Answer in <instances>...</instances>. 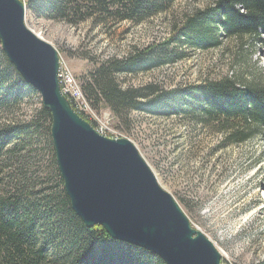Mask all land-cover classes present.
Here are the masks:
<instances>
[{
    "label": "trees",
    "instance_id": "1",
    "mask_svg": "<svg viewBox=\"0 0 264 264\" xmlns=\"http://www.w3.org/2000/svg\"><path fill=\"white\" fill-rule=\"evenodd\" d=\"M177 1L27 0L26 3L28 9L46 18L74 25L86 20L114 25L149 20L169 12ZM223 38L234 41L241 51L252 48L254 42L263 44L264 0H209L204 7L174 22L166 37L135 48L123 57L96 62L81 77L83 90L94 108L107 107L115 119L127 126L131 123L130 114L136 111L153 116H179L200 129L218 133L222 136L221 144L261 139L263 75L225 74L175 88H164L155 81L124 87L118 80L120 74H138L176 63L189 55V49L217 48ZM1 47L0 110H4L39 94L18 73ZM51 124V113L41 104L29 121L0 126V264H166L145 248L112 238L102 226L85 225L71 206L52 147L53 157L46 174L39 176V184L2 188L5 154L19 145H34L43 132L47 131L46 137H51ZM31 150L42 157L46 148L33 146Z\"/></svg>",
    "mask_w": 264,
    "mask_h": 264
},
{
    "label": "rangeland",
    "instance_id": "2",
    "mask_svg": "<svg viewBox=\"0 0 264 264\" xmlns=\"http://www.w3.org/2000/svg\"><path fill=\"white\" fill-rule=\"evenodd\" d=\"M208 1L178 0L169 12L149 20L114 25L94 20L74 25L46 18L27 7L26 23L58 50L62 63L81 81L85 94L81 77L96 62L123 57L135 48L166 37L174 22ZM240 51L234 41L223 38L217 48L189 49V55L176 63L138 74H120L118 80L124 87L155 81L164 88H175L225 74L264 76V43L254 42L252 48ZM41 104L39 94L16 107L0 110V126L29 121ZM90 106L97 113L93 118L98 122L106 123L108 117L112 118L107 107L101 105L97 110ZM130 117L129 126L114 117L111 124L136 146L192 227L215 244L222 255L221 264H264V137L226 145L221 144L222 136L218 133L200 129L179 116L134 111ZM46 134L47 131L43 132L34 145H19L5 154L2 188H28L39 182L42 173L46 174L53 157L51 147L54 149ZM33 146L45 147V154L36 155L31 150Z\"/></svg>",
    "mask_w": 264,
    "mask_h": 264
},
{
    "label": "water",
    "instance_id": "3",
    "mask_svg": "<svg viewBox=\"0 0 264 264\" xmlns=\"http://www.w3.org/2000/svg\"><path fill=\"white\" fill-rule=\"evenodd\" d=\"M26 11L24 0H0L1 45L51 113L56 161L77 215L166 264H220L215 244L192 227L132 141L98 133L75 111L58 80V51L28 27Z\"/></svg>",
    "mask_w": 264,
    "mask_h": 264
},
{
    "label": "built area",
    "instance_id": "4",
    "mask_svg": "<svg viewBox=\"0 0 264 264\" xmlns=\"http://www.w3.org/2000/svg\"><path fill=\"white\" fill-rule=\"evenodd\" d=\"M67 66H65V63L63 62L60 68V71H59V77L61 79L60 87H61L62 92L69 99L72 106L77 112L84 114L87 118L88 116L91 118L95 117V115L97 116V113L94 112L93 108L89 105V101L87 100V98H85V95L82 92V89L79 83L80 81L76 78V76L74 77L71 74V72L69 71L70 67L69 66L67 67ZM108 118L110 120L107 121L106 123L104 122L100 123L95 118L91 119V123L93 124L96 131L104 136L111 137V138L123 137L124 135H121V132H119L111 124L113 115H112V118L111 117H108Z\"/></svg>",
    "mask_w": 264,
    "mask_h": 264
},
{
    "label": "bare ground",
    "instance_id": "5",
    "mask_svg": "<svg viewBox=\"0 0 264 264\" xmlns=\"http://www.w3.org/2000/svg\"><path fill=\"white\" fill-rule=\"evenodd\" d=\"M26 4V3H25ZM26 6H27V4H26ZM37 34V33H36ZM38 35V34H37ZM39 36V35H38ZM40 37V36H39ZM42 38V37H41ZM44 39V38H43ZM45 40V39H44ZM58 51V50H57ZM58 55H59V52H58ZM62 59H60V55H59V69H58V80H59V83H60V81H61V79H60V77H59V71H60V68H61V66H62ZM72 74V73H71ZM74 77H75V75L74 74H72ZM64 94V93H63ZM85 95V94H84ZM89 104L91 105V103L89 102ZM86 119V118H85ZM52 138V137H51ZM118 138H122V137H118ZM115 139H117V138H115ZM148 164V163H147ZM149 165V164H148ZM150 167V166H149ZM154 173V172H153ZM154 175H155V177H156V179H157V181H158V178H157V176H156V174L154 173ZM159 182V181H158ZM160 184V183H159ZM72 206V205H71ZM74 210V209H73ZM96 226H98V225H96ZM107 232V231H106ZM108 233V232H107ZM155 254V253H154ZM157 255V254H156ZM160 257V256H159ZM161 258V257H160ZM222 260V259H221ZM220 264H221V262H220Z\"/></svg>",
    "mask_w": 264,
    "mask_h": 264
}]
</instances>
